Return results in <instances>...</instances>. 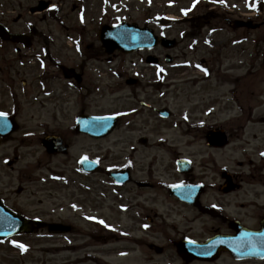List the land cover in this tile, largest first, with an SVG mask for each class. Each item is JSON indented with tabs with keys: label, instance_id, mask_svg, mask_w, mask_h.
<instances>
[{
	"label": "flooded vegetation",
	"instance_id": "obj_1",
	"mask_svg": "<svg viewBox=\"0 0 264 264\" xmlns=\"http://www.w3.org/2000/svg\"><path fill=\"white\" fill-rule=\"evenodd\" d=\"M235 8L238 15L233 22L236 31L250 30L244 24L251 18L240 12L239 2H236ZM32 17L36 19L32 24L30 15L0 18L12 34L28 36L24 43H16L12 39L6 41L0 37V104L4 103L0 112L9 115L18 125L16 131L1 141L2 144L8 143L12 149L13 157L7 161L10 169H15L24 161L29 149L35 152L33 148L36 145L40 146L38 152L42 153L40 162L44 156L50 162L62 158L63 168L54 172L55 193H59V201L63 202L64 192L70 194L72 191L73 198V194L83 186V180L90 182L83 186L90 190V224L93 227L90 229V240L100 245L119 239L113 233L108 236L104 233L114 229L140 232L160 230L164 240L163 252L168 246L176 251L170 258V264H264V259L238 258L227 251L217 255L195 256L190 249H184L189 241L202 243L215 237H235L239 230L257 231L264 227V166L259 167L260 173H256L245 149V146L251 145L250 137L243 136L250 122L245 127L234 126L232 121L224 124L216 117L221 108L235 113L230 117L233 121L249 120L253 116L254 106L249 99L253 92L250 87L258 83L255 73L261 72L264 64H259V67L246 63L230 64L225 72H220L224 63H211L219 66L216 81L224 82L226 88L220 84L225 88L223 95L210 101L204 99V111L196 109L200 116L197 131L201 135L199 137L194 133V138L201 147L187 151L175 145V141L182 138L176 139L172 131L167 132L174 113L167 105L157 103L159 97H166L160 94L163 85L157 78V71L164 65L163 60L168 54L166 49L163 48L162 53H158L161 47L154 51L132 53L141 60L146 51L145 62L141 65L151 70L154 68L155 79L154 75L148 80L137 72L129 73L124 69L121 73L117 69L111 72V79L102 77L94 83L90 79V43L85 48L86 60L74 62L64 56L63 49L55 48L48 42L46 31L40 23L53 17ZM57 22L69 31L70 27L63 20ZM67 37L70 38V32ZM125 55L116 51L105 57L112 60ZM150 55H157L160 63L154 65L147 62ZM203 63L207 64L206 61ZM243 65H246L242 68L246 70L244 73H233V68L238 69ZM124 94H129L127 98L134 106L127 109H106L102 106L107 96L120 99ZM143 94L146 98H143ZM155 95L158 98L153 100ZM245 98L248 102L244 101ZM184 110L181 117L186 119L188 125L196 110L191 111L189 107ZM92 115L116 116L118 124L111 132L96 135L90 127ZM174 125L178 126V122H174ZM186 130L190 134V128ZM222 130L228 132L229 143L225 147L213 145L221 137ZM238 131L242 133L239 143L243 159L237 161L241 169L233 171L228 164L224 166L221 160L237 149L233 140L239 138ZM166 132L171 139L165 136ZM169 141L171 146H167ZM115 148L120 152H114ZM168 149L171 151L168 152ZM121 150H130V153L124 155ZM161 150L168 153H163L166 158L158 165ZM85 159L95 162L97 169L94 172L83 168ZM183 159L189 161L190 171L186 173L179 170L178 162ZM231 160L229 156L228 161ZM73 164L81 174L78 177L69 174L65 168ZM244 167H248V171ZM23 172H20V180ZM116 173L122 175L117 177L114 175ZM175 185H183L187 200L175 194ZM0 194L10 201L1 188ZM166 204L171 207L166 208ZM13 208H18L17 202L13 203ZM175 208L179 210L173 215ZM181 223L186 224L184 229L180 228ZM197 225L211 233L207 237L192 234ZM152 244L147 242L149 248H153ZM176 244L182 245L179 246L183 250L181 254Z\"/></svg>",
	"mask_w": 264,
	"mask_h": 264
},
{
	"label": "rangeland",
	"instance_id": "obj_2",
	"mask_svg": "<svg viewBox=\"0 0 264 264\" xmlns=\"http://www.w3.org/2000/svg\"><path fill=\"white\" fill-rule=\"evenodd\" d=\"M39 1L3 0L0 11L6 18L22 13L31 15L30 20H33L35 19L32 17L33 15L43 14V12L37 14H32L31 12L33 8L38 9ZM47 1L52 2L55 6L50 13L53 18H49L46 22L43 21L40 24L47 31L51 46L54 45L55 48L63 49L64 56L70 57L74 62H80L86 60L85 48L90 43V79H93L94 83L102 77H105V80L111 79V72L113 73L117 69L121 73L124 69H127L129 73L137 72L142 78L148 80L153 78L154 75V69L152 68L151 70V68L141 65L144 61L141 62L136 55L118 56L108 61L98 38V30L102 24L119 23L122 20L135 21L143 26H151L157 33L166 32V35L178 40V46L171 53L173 55L179 54V57L175 64L165 65L164 78L161 83L164 85V93L168 94L163 99L155 95L153 100L158 98V105H167L174 111V116L169 123L171 128L169 127L167 132L172 131V136L176 139L182 138L180 141H175V145L187 151H193L192 149L201 147L194 138V133L199 137L201 135L197 131L199 128L197 127L198 118L200 116L198 114L199 110L196 109L204 111L203 100L210 101L223 95L226 88L224 82L218 83L216 81L218 79L219 66L212 64L224 63L220 72H225L230 67V64L232 66V64L246 63L255 67H259V64H264V8L250 12L251 14L244 12L242 10L247 7L245 0H224L223 3L220 0ZM236 2H239L241 13L253 15L250 17L255 19L253 24L256 25V28L246 32H242L243 30L236 31L233 23V20L238 17L236 14L237 8H235ZM259 2L264 5L263 0H259ZM74 6H76V9H74ZM185 10H188L187 14H185ZM203 14L205 16L210 14L211 17L209 19L204 18L206 25H202L200 32H193L190 28L192 24L188 19L190 16H201ZM164 17L169 18L171 21L168 22L170 23H164L159 20ZM56 19H62L70 27L69 31L61 27ZM213 31L215 32L213 33ZM68 32H70V38H67ZM78 40L80 42L76 43ZM195 40H198L199 44L195 46L194 50H190L189 46H194ZM80 48L83 49L82 52H80ZM161 51L164 52L162 49ZM203 60L212 63V79L208 82L201 81L203 70L194 69V65L201 64ZM133 62H136V65ZM244 67L246 65L238 66V69L233 68L232 71L233 73L242 74L246 71L242 69ZM262 68L261 72L255 73L258 83L250 87V91L253 93L249 99L254 106V118L250 119L251 122L247 127H245L248 122L246 119L238 120L241 124L233 123L234 126H244L246 128L243 136L249 137L254 134V137L257 138L253 149L250 148L252 158L258 161L253 167L254 169L257 167L256 173L260 172L257 164L264 165V159L262 158V154H264V122H262V116H264V65ZM151 71L152 74H150ZM159 75L161 76L160 71ZM220 84H223L225 88L219 86ZM168 85H170L169 90L166 88ZM242 89L243 86L240 84V90ZM124 95L120 99H113L107 96L105 101L102 102V106L106 109H127L134 106L131 100L127 98L129 94ZM142 96L146 98L145 94ZM244 101L248 102V99L245 98ZM2 105L4 103L0 104V108H3ZM185 107H189L191 111L196 110L194 115L190 117L188 125L182 120L184 118L181 117ZM220 111L216 115L219 120L225 121L235 116L234 112L227 111L225 108H221ZM229 120L228 122H237L236 120ZM176 121L178 126L174 125ZM29 124L27 125L31 127L32 125ZM187 127L191 130L190 134L186 130ZM167 132L165 136H169V139H171ZM238 133L239 138L235 139V143L242 136L241 131H238ZM200 141L202 142L201 139ZM170 143L169 141L168 144ZM237 145H240V143H237ZM39 148L40 146L36 145L33 148L36 150L34 153L30 152L32 149L27 151L29 155L32 154L34 165H36L38 156L41 155L38 152ZM9 150L10 146L8 143L0 149V186L5 192L4 194L10 198V202H17L21 206L23 213L29 216L64 220L73 226V230L68 234H51L46 229H35L31 233L2 241L0 242V264H155V262L156 264H169L171 256L176 254L173 247L168 246L163 254H156L147 246V240L158 243L159 246L163 245L164 240L160 230L155 232L133 231V233L126 230L128 234L132 233L131 235L144 239H141L138 243L134 240H126V237L124 240L119 237L120 233L123 234L126 231H116L115 235L119 239L106 242L103 244L104 246L90 240V229L93 228L90 224V192L86 188H81L83 190H77L73 194V198L72 191L70 194L64 192L62 194L63 202H60L59 197H56L59 193L54 191L56 184L49 183L46 185L42 181H34L32 179H39L42 175H48L50 171H48V167L56 169L57 166H61L62 158H57L50 162L48 157L44 156V160L41 162L43 167L37 168L34 166L28 167L30 164L28 157H26L23 163L18 166L19 168L12 171L3 162L4 158L13 157L9 156ZM170 151L168 149V152ZM168 152L163 151L164 154ZM163 153L161 150L160 159L157 162L158 165L166 158ZM237 156L240 157L238 154ZM139 158H142V156H139ZM224 160L225 158L221 161ZM58 163L60 165H56ZM65 168L69 171V174H74V166ZM21 171L24 172L21 173L22 178L20 180ZM83 182L85 184L90 183L84 180ZM14 188H21L22 190L18 192ZM45 188L48 192L44 191ZM71 201H75V203ZM59 204L62 205L60 206ZM165 207L170 208L171 206L166 204ZM178 210L179 208L173 209V215ZM199 225L195 226V233L192 234L207 237L211 232L208 229H201ZM185 227L186 224H180L181 229ZM104 233L107 236L111 234L108 232ZM13 241L24 244L27 250L21 251L12 243ZM90 254H96V260H90ZM100 256L102 257L101 260L98 259Z\"/></svg>",
	"mask_w": 264,
	"mask_h": 264
},
{
	"label": "water",
	"instance_id": "obj_3",
	"mask_svg": "<svg viewBox=\"0 0 264 264\" xmlns=\"http://www.w3.org/2000/svg\"><path fill=\"white\" fill-rule=\"evenodd\" d=\"M45 7L46 4H43L41 9ZM2 34L4 33L2 32ZM100 38L108 53H111L118 48L124 51H131L143 47H153L158 43V38L154 36L151 29L140 28L137 24L131 25L127 22H124L116 27L104 25L100 30ZM174 43V40H163V45L165 46L170 47L173 46ZM9 217L10 219L6 220L2 216H0V227H3L5 225L17 226L18 228L16 229V231H13V233H19L24 229L28 230L27 227L29 226V222L20 219L21 217L19 218L15 215ZM256 253L264 254L263 250Z\"/></svg>",
	"mask_w": 264,
	"mask_h": 264
},
{
	"label": "snow or ice",
	"instance_id": "obj_4",
	"mask_svg": "<svg viewBox=\"0 0 264 264\" xmlns=\"http://www.w3.org/2000/svg\"><path fill=\"white\" fill-rule=\"evenodd\" d=\"M220 2L221 3H223L224 2V0H220ZM193 6H195V5H193ZM53 7H55V6H53ZM250 7H256V5L255 4H250ZM187 11L188 10H185V14H187ZM198 67H199V65H198ZM161 71H163L162 69H161ZM206 71V70H205ZM7 116V114L6 113H2V112H0V118H5ZM98 119H100V118H98ZM262 155H264V154H262ZM183 185H175V187H182ZM99 223H104L103 221H99ZM106 227H107V225H105ZM245 236L246 237H250L251 236V234H245ZM241 239V241H243L244 240V237H241L240 238ZM16 247H18L21 251H26L27 250V248H26V246L24 245V244H22V243H18V242H16V241H13L12 242ZM189 243H192V244H195L196 243V241H189ZM255 246H253V248H254Z\"/></svg>",
	"mask_w": 264,
	"mask_h": 264
}]
</instances>
